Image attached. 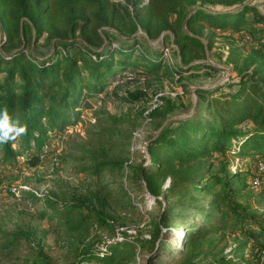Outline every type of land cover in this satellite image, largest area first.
Segmentation results:
<instances>
[{"label": "rangeland", "instance_id": "374dc122", "mask_svg": "<svg viewBox=\"0 0 264 264\" xmlns=\"http://www.w3.org/2000/svg\"><path fill=\"white\" fill-rule=\"evenodd\" d=\"M115 1L128 5L133 14L136 5L148 2ZM252 3L264 14V0ZM118 39L117 44L126 45L123 38L118 36ZM136 39L140 49L149 55L162 52L170 71L177 72L178 68L183 71L176 76L163 72L155 75L145 72L141 63L126 69L116 66V76L107 90L90 98L92 108L83 110L86 120L94 113H110L120 118L112 135L92 140L80 131L79 125L53 136L44 147L45 160L38 164L24 157L0 163V264H182L191 257L200 264H264V186L261 187L264 160L257 162L252 151L240 155V147H233L225 156L218 154L208 162L172 163L176 165V176L201 167L220 177L238 173L246 176L241 186L234 184L240 186L236 200L248 217L245 221L214 211L221 186L205 190L202 187L206 180L190 196L172 200L160 197L157 201L147 186L148 177H152L153 185L161 191L170 187L172 181V176L165 178L155 171L157 165L149 150L155 139L164 128L199 115L203 108L199 89H214L239 79L228 62V42L234 40L244 55H251L252 36L245 32L219 31L213 49L189 65L182 62L169 32L151 39L139 31ZM202 39L207 45L209 38ZM4 41L5 33L0 25V51L6 56L14 53L15 48L10 47H4L6 52L3 51ZM58 51L54 42L46 38L26 50L29 57L39 61L51 59ZM121 58L119 54L115 57ZM191 66L195 68L191 70ZM4 77L5 73L0 74V79ZM137 90L146 92L151 101L161 97L170 99L176 107L162 121L148 118L150 102L131 104L120 98ZM14 147L19 149L18 144ZM100 155L129 162L122 168H106L98 175L87 172L92 160ZM252 172L255 179H260L259 186H250L247 178ZM236 181L234 178L233 182ZM75 199L93 202L96 211L106 215L107 224L87 222L76 228L74 214L67 217L46 206L48 202L67 204ZM82 213L88 210L83 209ZM213 213L216 216L210 217ZM157 223L161 224L162 233L152 250L150 241ZM73 226L75 232L70 231ZM85 249L87 254H83Z\"/></svg>", "mask_w": 264, "mask_h": 264}, {"label": "trees", "instance_id": "16d2710c", "mask_svg": "<svg viewBox=\"0 0 264 264\" xmlns=\"http://www.w3.org/2000/svg\"><path fill=\"white\" fill-rule=\"evenodd\" d=\"M252 1L148 0L136 5L137 11L133 14L128 5L115 0H0V25L5 33L3 51L6 52L4 47L16 50L7 56L0 51V74L5 73L4 79H0V113L6 109L13 123L19 121L20 126H27L25 134L0 143V163L24 157L38 164L40 153L53 136L79 125L80 131L92 140L112 135L120 118L110 113H94L86 120L83 110L92 108L90 98L107 90L110 80L116 76V66L126 69L141 63L145 72L155 75L163 72L176 76L183 71L181 68L170 71L162 52L151 56L140 49L136 39L139 31L151 39L171 33L186 65L213 49L217 32H245L252 36L254 43L251 55H244L234 40L228 42V62L239 79L214 89H199L198 96L203 101L199 115L164 128L149 149L157 165L155 171L165 178L172 176L170 187L161 191L153 185L152 177L147 179L148 191L157 201L160 197L172 200L190 196L204 180L205 190L219 185L222 193L214 201V211L245 221L248 217L236 195L246 176L238 173L220 177L202 167L176 176V165L172 163L208 162L218 154L225 156L233 147H240V155L246 154L243 151H252L257 162L264 160V14ZM118 36L126 45L117 44ZM204 36L209 38L207 45L202 39ZM43 38L54 42L59 51L45 61L29 57L26 50ZM136 51L139 54L133 59ZM118 54L122 58L117 60ZM147 96L146 92L137 90L120 98L131 104L150 102L147 117L159 121L166 119L176 107L172 100L161 97V104L153 108L157 101ZM128 162L100 155L86 171L98 175L106 168H122ZM145 172L144 168V175ZM255 177L252 172L247 178L250 186ZM236 183L240 186L235 187ZM75 200L67 204L48 202L46 206L67 217L74 214L76 228L87 222L107 224L106 215L96 211L93 202ZM83 209L88 213H82ZM213 216L216 214H210ZM75 227L70 231L75 232ZM155 229L150 241L152 250L162 233L161 224L157 223ZM182 264L200 263L191 257Z\"/></svg>", "mask_w": 264, "mask_h": 264}, {"label": "clouds", "instance_id": "9594fccd", "mask_svg": "<svg viewBox=\"0 0 264 264\" xmlns=\"http://www.w3.org/2000/svg\"><path fill=\"white\" fill-rule=\"evenodd\" d=\"M27 126H20L19 121L12 122L7 110L0 113V143L15 140L18 136L25 134Z\"/></svg>", "mask_w": 264, "mask_h": 264}, {"label": "built area", "instance_id": "2783aa9c", "mask_svg": "<svg viewBox=\"0 0 264 264\" xmlns=\"http://www.w3.org/2000/svg\"><path fill=\"white\" fill-rule=\"evenodd\" d=\"M157 101V103L156 104H154V106H153V108H155L156 106H158V104H161V102H159V100H156ZM152 108V109H153ZM44 150H45V148L43 149V151H42V153L40 154V159H41V161H44L45 160V158H46V152L44 153ZM262 162V161H261ZM260 165H262V163L260 164ZM260 179H258V178H256L254 181H253V186H259L261 183H260V181H259Z\"/></svg>", "mask_w": 264, "mask_h": 264}]
</instances>
